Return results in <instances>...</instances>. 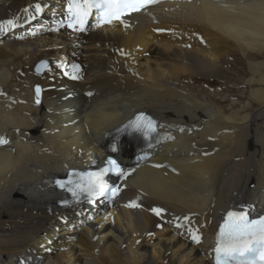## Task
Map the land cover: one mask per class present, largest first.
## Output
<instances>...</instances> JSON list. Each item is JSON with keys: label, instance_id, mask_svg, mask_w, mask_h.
<instances>
[{"label": "bare ground", "instance_id": "6f19581e", "mask_svg": "<svg viewBox=\"0 0 264 264\" xmlns=\"http://www.w3.org/2000/svg\"><path fill=\"white\" fill-rule=\"evenodd\" d=\"M38 1L54 16L62 4L0 0V21ZM15 37L0 41V138L8 141L0 144V264L49 233L57 196L49 179L98 157L105 133L138 112L165 134L156 159L165 168L134 171L118 210L61 233L75 242L53 243L55 252L37 264H211L227 209L264 212V0H158L148 13L87 36ZM39 61L48 67L36 75ZM71 61L87 73L83 85L69 86L78 97L67 116L61 99L73 90L55 68ZM153 205L165 220L192 216L200 244L154 230Z\"/></svg>", "mask_w": 264, "mask_h": 264}, {"label": "snow or ice", "instance_id": "6c2138e0", "mask_svg": "<svg viewBox=\"0 0 264 264\" xmlns=\"http://www.w3.org/2000/svg\"><path fill=\"white\" fill-rule=\"evenodd\" d=\"M157 2L158 0H66L64 14L60 20H54L49 27L50 30H59V28L66 27L76 32H83L87 30V22L93 15H95L98 27L105 24L111 25L113 21L122 22L125 16L140 13ZM45 7L40 2L31 7H26L24 12L27 15L24 17L23 23H20L18 19H8L0 23V33L23 28L26 29L25 35H36L38 30H43V25L37 24L33 28L32 22L42 16ZM47 7L51 6L47 5ZM17 38L23 39L24 36L21 35ZM41 63L46 64L47 62ZM70 67L73 70L72 73L65 71V75H71L72 79H79L80 66L72 64ZM37 72L39 73V68ZM41 92V87L37 85L35 87L36 104L40 103ZM156 127L155 121L140 113L125 125V130L139 132L146 139H150L151 134L156 132ZM7 143L6 139L0 138V144ZM112 150L117 151V148L113 146ZM107 163L109 167H104L98 172L73 171L68 174L66 182L57 180L55 184L59 189L70 193L72 199L77 202H80L82 197L89 203H94L101 198L112 200L119 194L121 188L119 185L108 183L105 180L106 174L113 173L118 178L123 179L128 173L121 169L115 159H109ZM63 203L67 206L68 201L66 200ZM127 206L138 207L139 205L130 202ZM151 211L160 216L165 210L152 208ZM189 219V217H184L185 221ZM177 227L184 226L178 224ZM188 232L192 242L200 243L201 237L197 230L189 227ZM215 264H264V216L258 219H250L243 210L239 212L229 211L217 234Z\"/></svg>", "mask_w": 264, "mask_h": 264}, {"label": "rangeland", "instance_id": "374dc122", "mask_svg": "<svg viewBox=\"0 0 264 264\" xmlns=\"http://www.w3.org/2000/svg\"><path fill=\"white\" fill-rule=\"evenodd\" d=\"M40 62H42V61H40ZM40 62H37L36 65L39 64ZM44 62H45V61H44ZM46 64H47V63H46ZM36 65H35V66H36ZM250 213H251V212H250ZM253 215H255V213H253ZM57 240H60L61 242H65V243H67L66 246H65L66 249L69 248V243L73 244V243L75 242V240H74L73 238H69V237H68V238H65V236H63V235H61V234H59V236L57 237Z\"/></svg>", "mask_w": 264, "mask_h": 264}]
</instances>
